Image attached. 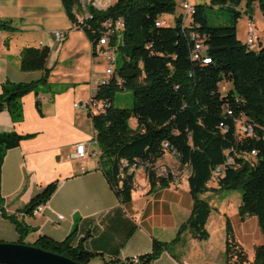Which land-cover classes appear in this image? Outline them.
<instances>
[{
  "label": "trees",
  "instance_id": "16d2710c",
  "mask_svg": "<svg viewBox=\"0 0 264 264\" xmlns=\"http://www.w3.org/2000/svg\"><path fill=\"white\" fill-rule=\"evenodd\" d=\"M242 1L246 12L250 13L256 4L264 18V0H211V4L226 7L236 20L241 14L237 6ZM61 3L71 24L82 30L92 44L93 54L103 23L117 19L116 42H120L115 52L118 51L120 65L91 99H99L103 105L98 114L92 115L99 165L122 202L131 200L135 172L129 168L133 165L137 168L141 162L149 164L145 173L150 190L168 186L171 173L158 175L155 162L165 152H172L180 165L189 169L188 184L193 201L191 214L178 228L174 240L183 230L198 240L208 238L205 225L212 207L201 195L216 190L208 186L211 180L217 182V189L240 190L239 214L256 216L264 236V45L260 43L257 50L249 48L238 39L235 25H210L200 4H194L188 22H184V15L176 13L177 0H115L103 9L88 3L84 10L89 18L79 22L76 8L80 0H61ZM164 14L174 15L173 26L156 25ZM0 28L12 27L0 24ZM198 38L205 51L200 59H193L191 49ZM111 42L115 43V37ZM47 54L45 47L23 48L20 69L43 70L42 76L29 82L9 79L2 82L0 112L8 111L13 122L22 120L21 98L25 94L36 91L39 85L49 87ZM121 89L131 91V108L114 105V95ZM36 107L40 111L38 101ZM228 109L233 115L227 114ZM240 117L252 124L253 136L236 135V120ZM131 118L135 119V128L129 124ZM33 136L0 132V167L8 149ZM251 151L255 154L250 155ZM217 167L221 170L214 175ZM55 189L56 182L48 183L16 214H6L0 196V210L14 222L17 242L27 244L24 238L30 229L18 215L31 216ZM31 245L81 264H88L97 256L75 232L60 241L41 235ZM164 249H168V243L153 238L150 251L137 256V261L132 257L113 258L111 263L152 264ZM248 261L226 218L225 264ZM252 262L264 264V243L255 247Z\"/></svg>",
  "mask_w": 264,
  "mask_h": 264
},
{
  "label": "crops",
  "instance_id": "0c3cea01",
  "mask_svg": "<svg viewBox=\"0 0 264 264\" xmlns=\"http://www.w3.org/2000/svg\"><path fill=\"white\" fill-rule=\"evenodd\" d=\"M237 9L245 11V2ZM256 9L254 4L253 19ZM58 18L63 24L57 23ZM66 18L61 0H0V24L12 27L0 28V92L6 79L29 82L42 76L43 70L20 69V52L25 47L47 48L45 67L50 70L49 87L39 85L21 98L22 120L13 122L8 111L0 112V132L34 134L8 149L2 158L0 196L6 214H16L44 186L56 182L40 214L18 215L30 228L24 242L32 244L41 235L60 241L75 232L83 238L84 246L97 254L88 264H112L113 258H131L150 251L156 238L167 242L168 249L152 264H225V223L229 218L234 238L249 259L243 264H254L255 247L264 243L257 218L239 214V189H217L215 180L208 186L216 190L201 195L212 207L205 225L208 238L198 240L183 230L174 240L191 214L193 201L189 169L181 166L172 152H165L155 162L158 175L171 173L168 186L150 190L145 170L140 167L134 173L130 202L123 203L118 197L98 158L93 157L98 145L92 112L74 108L75 102L91 99L96 90L91 81L103 75L106 62L92 53V44L82 30L65 25ZM56 30L67 31L61 43L54 40ZM79 41L84 49L78 47ZM95 100L99 104L100 100ZM79 142L86 144L89 154L83 160L75 156ZM58 214L63 219H58ZM0 241H18L14 222L1 210Z\"/></svg>",
  "mask_w": 264,
  "mask_h": 264
},
{
  "label": "built area",
  "instance_id": "2783aa9c",
  "mask_svg": "<svg viewBox=\"0 0 264 264\" xmlns=\"http://www.w3.org/2000/svg\"><path fill=\"white\" fill-rule=\"evenodd\" d=\"M107 0H104V3ZM112 0H110L111 3ZM114 1V0H113ZM88 3H93V6L96 8L102 7L106 8L107 6H101V0H87ZM106 4V3H105ZM189 7H194V5H191L188 0H179L177 1V7H176V12L178 8H185V16H184V22H188V10ZM85 9V6H84ZM89 18V14L86 12V15L84 17ZM78 19V17H77ZM79 22H82L78 20ZM157 22H166V19L164 18L163 15H161ZM72 27L76 28L75 25H72ZM116 34H117V19L115 21L113 20H107L103 23V30L101 32V36L95 46V54L102 56L103 59L106 62V68L104 69L103 75L100 78L95 79L94 81H91V83L96 86V89L99 88L100 86L105 85L109 79H111L114 76V47L117 46L116 42ZM245 45H247L249 48H255L257 42H259V33L258 30L256 29V26L254 24V19L253 18H248L246 22V29H245ZM67 35V31L63 30H56L53 32L54 40L57 43H61L62 41L65 40ZM115 37V43L112 44V38ZM199 39V38H198ZM40 45L43 46V42L40 41ZM205 51V47L203 45V42L201 39L196 40L194 43L193 48L191 49V57L193 59H200L202 57V54ZM203 61H208L207 58H203ZM98 103V102H97ZM87 108L92 112V115L98 114L99 109H100V101L99 104H96L95 99H88L83 102H75L74 103V108ZM93 108H95V111H93ZM228 115H233V112L231 109L227 110ZM236 135L241 138L245 136H253V126L250 122H248L244 117L237 118L236 120ZM95 152L93 154L99 155V150L98 147H95ZM255 152L251 151L250 155H254ZM75 156L80 159H86L88 158L89 154L86 150V144L84 142H79L75 146ZM229 161H231L229 159ZM123 165H126V162L123 161ZM142 167L144 170L146 167H149L148 163L141 162L139 167L136 168L135 165L131 166L129 168V171H134L138 168ZM221 170V167H217L216 171L214 172V175H217ZM160 174V170H159ZM47 202L42 203L38 205L32 212L31 216L38 215L42 212L43 208L45 207ZM58 219H63V216L61 214L57 215ZM132 259L134 261H137L138 257L133 256Z\"/></svg>",
  "mask_w": 264,
  "mask_h": 264
},
{
  "label": "rangeland",
  "instance_id": "374dc122",
  "mask_svg": "<svg viewBox=\"0 0 264 264\" xmlns=\"http://www.w3.org/2000/svg\"><path fill=\"white\" fill-rule=\"evenodd\" d=\"M115 1V0H114ZM113 0L111 3L114 2ZM179 1V0H177ZM191 5H203L205 8V15L208 20V23L210 25H235L236 27V35L241 42H245V29H246V22L250 15H253V9H251V12H245L244 10L241 11L240 16L235 20V17L233 15V12L228 10L226 7H219L218 5H212L211 0H189ZM106 3V4H105ZM104 3V0H101V6H108L110 5V0H107ZM87 0H80L79 8H76V15L78 16V20L82 21L84 20V17L86 15V11L84 10V6L87 5ZM93 5V3H90ZM98 9H103L102 7H99ZM182 10V11H181ZM177 14L184 15L185 11L183 8H178ZM166 19L165 24L168 23L169 26L174 25V15L168 14L167 16H164ZM189 20V17H188ZM63 24V19L58 18L57 23ZM254 24L256 26V29L259 33V42H257L255 46V50L259 48L260 43L264 45V21L262 19L261 12L256 9L255 10V17H254ZM65 25H71V22L66 18ZM70 27V26H69ZM118 35V34H117ZM119 36V35H118ZM119 39V38H118ZM76 41H78V38H76ZM120 41H117L119 43ZM78 47L81 49H84L83 44L81 41L78 43ZM115 51V47H114ZM103 61H105L103 59ZM114 67H119L120 65V57L118 54V51L114 53ZM103 65V64H102ZM222 86V85H221ZM223 87V86H222ZM221 87V88H222ZM113 103L116 107H122V108H131L132 107V93L128 89H121L116 91L114 95ZM134 118H131L129 120V124L132 128H135L136 125L134 124ZM97 157L98 155L95 154ZM168 172V171H167ZM169 173V172H168ZM143 174V173H142Z\"/></svg>",
  "mask_w": 264,
  "mask_h": 264
},
{
  "label": "water",
  "instance_id": "95a60500",
  "mask_svg": "<svg viewBox=\"0 0 264 264\" xmlns=\"http://www.w3.org/2000/svg\"><path fill=\"white\" fill-rule=\"evenodd\" d=\"M0 264H81L31 244L0 241Z\"/></svg>",
  "mask_w": 264,
  "mask_h": 264
},
{
  "label": "bare ground",
  "instance_id": "6f19581e",
  "mask_svg": "<svg viewBox=\"0 0 264 264\" xmlns=\"http://www.w3.org/2000/svg\"><path fill=\"white\" fill-rule=\"evenodd\" d=\"M184 9V11H185V8H183ZM182 11V10H181ZM193 12V7H189V10H188V17L191 15V13ZM184 16H185V13H184ZM156 25H165V22H157L156 23ZM205 62H207V61H205ZM114 69H115V67H114ZM103 108V105H102V103H101V106H100V109H102ZM99 109V110H100Z\"/></svg>",
  "mask_w": 264,
  "mask_h": 264
}]
</instances>
